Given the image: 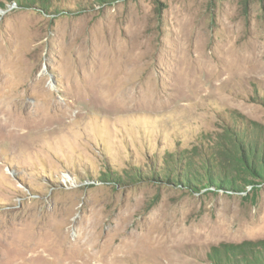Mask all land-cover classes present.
<instances>
[{
  "label": "rangeland",
  "instance_id": "1",
  "mask_svg": "<svg viewBox=\"0 0 264 264\" xmlns=\"http://www.w3.org/2000/svg\"><path fill=\"white\" fill-rule=\"evenodd\" d=\"M3 72L0 264H264V0H0Z\"/></svg>",
  "mask_w": 264,
  "mask_h": 264
},
{
  "label": "bare ground",
  "instance_id": "2",
  "mask_svg": "<svg viewBox=\"0 0 264 264\" xmlns=\"http://www.w3.org/2000/svg\"><path fill=\"white\" fill-rule=\"evenodd\" d=\"M148 53L149 52H147V54ZM3 76L6 77L5 72L0 74V84H5V81H2ZM72 83H74V82H72ZM95 83H97V82L95 81ZM74 85H76V84L74 83ZM91 85H92V81L90 82L89 86H86V87H90ZM54 230H56V229H54ZM53 232H51V233H53ZM47 233L49 235L50 232H47ZM39 234H41V233H39ZM39 234H37V235L39 236ZM64 234H65V237L68 236L67 233H64ZM54 235L55 236H53L52 242L49 245H42L41 243L36 242L34 234L26 242H24V241L22 242V240L19 239L20 242L14 246V247H18V248H17V250H15L16 253L12 254L13 255L12 257L17 258V259L19 258L20 260H22L23 262L28 263V264H42V262L40 260H38L39 256H42V255L46 256V255H49V253L50 254L51 253H66V252L68 253L72 250V248H75V251H78V253L81 256L78 259V261L75 262L78 264H108V263L109 264H128L129 263V261H128L129 255L130 254H136V252L138 250L137 242L142 241V243L147 244L148 247L150 244H154L151 241L152 240L151 237L146 236V238H144V237H142L138 234H135V233H133L132 235L130 234L131 236H129L130 238H132V241L130 239L124 240L122 238L121 241L119 242V245H121V244L122 245H126V244L128 245V244H130V242H132V245L130 246V248L127 247L128 249L126 248L124 250H122V248L120 246L114 247L113 244H115V242L114 241L109 242L111 239L108 240V242H101V240L99 238L100 236L97 237L98 235L96 236L93 233L87 234V232L85 234L84 231L82 233L80 232L76 236V239L74 240L75 245H71L70 243L66 242L67 238H61L60 239L58 234L54 233ZM20 236L22 237L23 234ZM134 238L137 239V241H135ZM163 238L164 237H162V239ZM157 239H159V238H157ZM105 241H107V240H105ZM161 245L164 246L165 244H161ZM157 246L162 247L159 244H154V246H152V247L158 248ZM150 250L152 252L155 251L151 248H150ZM162 251H165V250H162ZM172 251L174 252L173 256L170 254L171 249H169V251H168V253L171 255V257L169 259L174 261V262H178V263L183 262L182 260H184V259H183V257L180 256V254L182 252L181 251H180V253L176 252L174 249ZM178 251H179V249H178ZM140 252H142V251H140ZM139 258H140V256H137L136 260Z\"/></svg>",
  "mask_w": 264,
  "mask_h": 264
}]
</instances>
